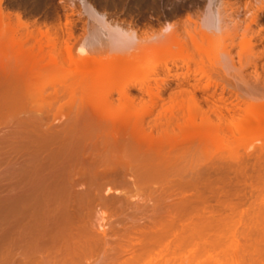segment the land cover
Instances as JSON below:
<instances>
[{"label": "rangeland", "instance_id": "obj_1", "mask_svg": "<svg viewBox=\"0 0 264 264\" xmlns=\"http://www.w3.org/2000/svg\"><path fill=\"white\" fill-rule=\"evenodd\" d=\"M68 1L70 2V0H4L3 7L6 11L20 13L25 21H29L30 23H32L31 28L37 26V24L58 25L60 23L61 25H63L66 21V16H68L69 20H72L74 24L76 23L73 30L74 36L76 37V39H78L80 38V35H83V30H86L83 28V26H86L87 28V17H84V15H82V13L80 12L81 8H79L78 2L76 1L74 2V4L76 5H74L73 7L76 11H74L73 13L72 10L67 7L69 4ZM88 1H91L90 3L93 4V6H95L96 8L98 5L99 7L101 5L100 8L102 9L100 11L110 13L111 17H115L118 20L123 18L127 20L130 19L129 21L132 20L133 22L138 23V20L136 21V19L138 18L137 15H133L134 17L132 15H120V11L122 12L124 10L123 12H126L127 8H124L120 4L116 5V2L120 3L119 0ZM125 1L129 2L130 0ZM125 1L123 0L122 2ZM255 1L256 0H242L241 3L236 4V0H231L232 4H234L232 5V8L235 9L232 10L231 8L229 13H231L233 17L236 18L233 21V25L231 23V26L227 28L228 33H234V35L232 34V37L225 39L226 43L224 42V44H227V50L221 49V44L219 45L218 40H214L215 35L214 37L212 35L213 38L209 41L201 40L199 38L197 41V44H199V46H195V44L189 42L188 44L184 43V47L183 45H181V48H179V46L175 47V49L172 47L173 49H171V51L173 53L171 51L168 52L172 53V55H163L160 58L161 60H156L158 63L152 61L153 63L149 62L142 64V67L140 66L143 69L147 68V70L150 68L151 64V67H153L154 63L159 64L161 62L160 64H162L164 62H167L171 66V59L175 60L173 58L176 57L178 58L176 59L178 64L189 62L194 69L197 60H203V62L206 63L205 67L208 66L210 62H216L217 60H220L222 63L225 62L226 65H216L215 69H217L218 72H216L215 74L214 72H212L213 78L222 85H231L233 93L228 88V90H225L223 94L227 100L228 106H231V101H234V103L240 101V107H243H241L242 111L240 110L241 115L235 116L234 122L232 123L234 125L230 126L231 130L229 128L227 130V127L223 125V127L220 129V126H218V120L214 114L212 115L213 123L209 125L210 127H206L207 130H211H206L208 134L206 131H204L206 132V134L203 131H200L205 130V126H200L201 128H199L198 124H196V133H193L195 131L193 125H191V127L193 128H191L189 125L188 128L190 129L181 130L176 123H173L172 127H169L168 129V135L172 137L177 136V141H179V143L181 141H184V143L186 144L185 145L183 143L186 148L181 144L182 146H178V151L175 150L172 153V156L175 155V158L178 159L176 161V164L178 166H174L177 168H172L171 170H174L173 172L169 170V172L161 173V175L155 174L158 175V178L154 177V175V178L152 177V175L151 177H148V175H146L148 179L145 177L144 180L140 182L141 184L138 183V181H140L139 178L137 182L135 181L138 175L136 176V174L134 175L133 172H130L135 171L134 169L136 168H134L133 170L126 168L125 170L127 171V173L125 172V170H121L123 172V175L120 174L119 171V173L115 172L116 175L113 173L115 171L114 169H116L117 171L121 163L124 164V166L125 164H127L130 168L133 167V165L130 166L128 162L130 161L129 159H135V157H133L135 153L131 152L129 149L131 148L130 145L132 144V142H135L136 140H154L155 142L156 140L157 142H159V140H162L163 142V140H165L166 143V140L168 142V140L170 139L169 137V139H164L162 137L164 134V132L162 131L163 129L154 130L153 137L151 139H148L146 137L147 132H150V127L149 125L145 124V122L152 121L156 115H152V117L148 119H146V117V120L144 119L142 125L139 124L141 120H136L137 115H142L143 113H145L146 109L145 107L141 106L140 101L141 97L145 98L144 100H147V96H143V94L141 95V92L137 90V88L132 87L131 93H133L132 95L136 97L135 102H133L132 105L129 103L130 105L128 104V106L117 105L115 108H111L110 110L111 113L113 111H117L118 116H125L129 114L131 117H133V120H131L128 125L124 127H118L116 129H106V127L102 126L104 124H102L101 121L99 122V119L91 115V113H93V104H97L96 102H98L99 98L98 100L96 99V101L91 100L89 102L82 98V91L92 82L90 78H88V73L86 71L87 69L82 67L75 68L73 66L68 67V65H66L67 57L64 55L60 57L58 55V61L56 62H59L60 64L56 66L55 64L53 65L50 60L51 58L49 57L50 55H48L50 49L47 48L48 43L43 44V46L45 47V53L48 51L46 55L50 59L47 58V56L43 58L41 52L39 53L37 46L39 44L37 43V41L32 39L26 40L25 38H23V35L25 34H22L21 32H23L24 30L22 31V29H18L19 32H17L16 27L13 26L14 24H11V26H9V24H7V19H0V200L12 199L13 197H15V194L17 195L20 192H24V190L26 189L28 190V179H26V182L20 183L21 181L20 179L18 181V178H21L20 174H22V172L24 171L22 169H27L31 166L32 163V169H30L32 170V172L34 169V172L36 174L38 173V176L35 177L37 179L33 177L36 181L39 179V177H41V175L45 176L44 179H47L46 175L48 172L49 176H52L56 179L53 183V180H51L52 177L50 178L48 176L53 183L52 184L48 179V182L51 183L50 187H52L53 185L59 186L60 184H62V186H60L62 187L61 191H59L60 187L59 189H56L57 186L53 187L54 190L52 191L54 193L56 192L55 195L51 190V192L47 190L46 187L48 183H42L44 181L43 177L39 179V182L41 184L38 181L36 182L34 179H32V186L37 187L36 189L41 193V195L45 194V199L47 197H50L51 199L49 198V200L51 201V203L53 202L54 205L53 207H51L52 204L47 200V198L46 200L47 202H49V208L46 207L47 205L43 200L41 201L40 197L42 196L38 195V192L35 205L37 204L36 206H39L41 211L37 208H35V210L41 212L39 214L38 211H36V214H39V219L41 214L44 215L43 210L45 209V205L48 210L45 209L44 211L49 212V210L52 209L53 212L57 210L58 213L61 214L60 216L57 212H54V216V213H51L50 215L47 212L45 213L46 215H49H47L48 217L45 216L47 218V221L52 220L54 217L56 218V215H59L58 217L61 218V222L65 220L63 229L66 228V225L70 226L68 227V229L62 230V228L60 227L62 223L58 224L56 222V220L60 221L57 219L58 217L56 219L54 218L56 223H54V219L52 222L48 221V227H51L52 232H56L55 228H58L57 225L61 224L59 226V231L61 235H63L62 237L59 234L57 235V233L59 232L58 231L56 232V238L53 237L54 234L51 231L50 232L52 233V237L49 236L51 234L49 230L46 231L48 228L46 226L47 221L44 220V222H46L45 225L44 222L42 223L41 221L45 219V217L40 219L41 223H38V221L34 222L33 219L37 216H34L35 214L30 212L28 214L29 210L25 211L26 213L21 218L11 217V220L16 221L13 222L8 220L9 222H7L6 224L7 226H9L10 224L15 226L12 227L10 225L9 228H13L11 232L15 229H17L18 231L16 230L14 231V234L12 232L9 236H7L8 232H10H6V229L8 227L4 226V228H6V231H3V233H5L4 235L1 234L2 229L4 228H0V238L2 237L1 240L4 239V245H1L2 247H0L2 249L4 246L6 247V245H8L1 251H4V249L6 251V249H8V255L11 254V257L7 259L8 261H11L12 256L15 257V255H17V257L15 258L18 259V256L21 255L20 253L23 252L27 254L28 251L27 255H22L26 257L28 256L32 261V258L37 255L36 258L38 259H36V261H39L40 264H76L80 259L82 261H78L77 264H131V262H134V264H151L155 253L153 254L152 258L148 254H145L146 256L141 255V259L139 258L140 260L138 261L137 258V262H135L136 260L130 261V258L133 255L132 252H135V254L136 252H138V250L140 249L139 245L143 243L142 241L147 240L148 237L146 238V235L149 234V231L150 233L152 231V233L155 232L156 234H161V232L159 233V231L155 230L157 228L159 229L160 227V229H163L162 227H166V225L169 223L171 226H169L168 224L167 228L164 227L165 235L167 233L171 235H166V237L164 236L165 238L163 237V239L165 240L162 239V243H166V245H164L168 246V248L170 245L173 246L174 244L177 249L178 245L184 247L188 246V248L186 247V249L193 248V251L198 248L201 253L198 254L197 257L199 258V261L201 263L234 264V250L237 249L240 256L239 264H264V141L252 140L254 139L253 137L261 135L264 138V106H257L255 103L257 102L258 104L262 105L263 102L261 100H264V14H262L260 20V23L263 27V29L261 28L262 32H260V34H256V36L254 34V37L251 38L254 31L260 30L261 26L259 24L253 23L251 24V29H247V25L250 22L251 16L257 9L256 5L254 6V3L257 4ZM100 2L102 3L100 4ZM104 3H106L105 5L107 6V9ZM109 4H114L111 5L113 8L109 7ZM257 5L260 6L261 4ZM99 7L97 9H100ZM103 8L106 10H104ZM109 9L111 10V12H109ZM235 10L237 11L235 12ZM113 11L115 12V14L119 12V15L113 14ZM172 18L175 19L174 17ZM173 19H171V17L169 18L170 21H172ZM161 25H163V23L158 25L156 24L153 27L155 28L156 26H158L155 28L157 29L160 28ZM79 26H82V28L79 29ZM146 26L147 25H143L141 27L145 28ZM14 28L16 31H13ZM13 33H15V35ZM76 35H79V37H77ZM245 35L247 38H251V42L254 43V47L252 46L251 49L248 46H246L247 48L242 46L244 41L247 40V38H245ZM257 35H261V37H263L259 38V36ZM23 39L26 40V42L23 41ZM44 40L45 39H43V41ZM72 40L74 41V39ZM213 40L215 43H213ZM76 41H79V39ZM212 43L214 44V46ZM223 50H225V52L229 51L228 55H230L229 57H226L224 61L223 59H219L223 58V53H219V51L223 52ZM73 52L75 53L74 55H77L75 50ZM214 53L216 54V56L213 55ZM253 54H256L257 57H254L255 55ZM168 55L171 56L168 58ZM63 57H65V61L62 60L64 59ZM255 58H257V66H255L254 64H248L249 61L250 63L253 62L252 60H255ZM163 59H165L166 61ZM120 67L121 69H123V66ZM124 67L125 69H127L126 66ZM205 67L204 69H211V71L213 70L211 66L206 68ZM185 71L186 70L181 67V69H179L177 72L180 73ZM173 73H175V71ZM258 74L259 76L257 77ZM160 75L162 76V74ZM257 78L259 80H257ZM132 80L133 79H131V81ZM206 80V78H202L201 83H205ZM131 81H118L119 83L115 82L114 85L115 87H117L118 85H120L121 87H126L131 83ZM171 82H173L171 88L166 90L163 95L165 102L169 101L170 92L175 91V81L173 80ZM192 82L194 81L192 80ZM151 84H154V82L152 81ZM71 86L73 90H71ZM219 87L220 86H218L216 90H213V88H211L214 91V94L211 92V89L205 91V93L209 91V93H212L213 96H209V93L205 94L204 91L202 93V91L200 92L198 90L199 92L196 91L197 98L203 100L208 96L211 99L212 96L213 98L211 100L216 99L215 101H217V99L222 96V87ZM113 91V99L115 102H118V90L114 88ZM235 91L237 92V95L234 96V94L236 93ZM238 93L242 96H239ZM236 96H239V99H236ZM248 101L251 102L249 103ZM204 102L205 101L203 100L202 105L203 109L206 110L209 108V104L207 105V102ZM243 102H245V104ZM252 104H255L253 105L254 107L252 106ZM247 106L248 108H250V111L249 109H247ZM256 106L258 107L257 111H259L261 114L256 113L257 111L256 109H254L256 108ZM160 108L161 107H155L153 109L154 114H158V110H160ZM259 108L262 110H260ZM189 110L192 113H195V111L197 112V109L193 106H190ZM244 114L247 115L245 116ZM258 114H260L261 117ZM243 130L246 131V134ZM251 131L257 132L251 134ZM202 132L203 135H201ZM191 134L194 135V139L193 137H191ZM204 134L206 135V138L204 137ZM184 135H188L186 137H189V135H191V140L193 139L196 142H194L193 140H181ZM204 139L205 141L203 142ZM177 141L175 140V142L171 144H174ZM197 141H201V143H198V145H196ZM165 143L161 144L164 148L166 146ZM187 143L190 146H187ZM207 144H212V149L211 147H209L210 145L208 146ZM167 145L168 146H166L165 148L167 151L163 150L162 153H167L168 151H170L168 148L169 143ZM208 148L210 153L207 152ZM177 155H179L180 157ZM183 158L184 160H182ZM51 162H55V164H50ZM37 163H39L40 165L43 164V170H45L46 166L47 168L49 166H51V168L55 166L56 170L52 168L53 171L49 167V169L51 170L50 173L55 171H57L56 173L60 172V177L53 176L52 173V175H50L49 171H43L39 173L38 171H40L42 167L39 168L40 165ZM36 164L38 165V167L35 169L34 167H36ZM120 167L119 169H122ZM38 168L39 170L36 171ZM110 168L113 170V172ZM199 168L201 169L199 170ZM178 169L180 170L178 171ZM197 171H201V173H198ZM196 172L198 173V176L196 175ZM28 173L30 175L31 171L29 170ZM41 173H44V175ZM56 173H54V175ZM36 174H33V176ZM180 175L183 176V178L185 177V179H182ZM200 178L203 180H201ZM41 179H43V181H40ZM55 181L57 182V184ZM58 181L60 184H58ZM22 184L24 185V187H26L24 188L22 186V188ZM44 184L46 185V187ZM39 186L42 187L40 188ZM38 187L40 189H38ZM59 197L61 198L59 199ZM67 201H69V208L66 204ZM70 204L74 207H72ZM233 205L235 206V208ZM41 207L44 209L42 210ZM54 207L57 208L55 209ZM217 207H219V209H217ZM220 208L222 209L221 214L224 213L223 215H225L226 218L232 216L230 219H225V222H227L226 220H230L229 222H227L228 226H230L229 228L223 221L224 219H222L224 216H220L221 214H219L221 210ZM223 208L225 209L224 212ZM231 208L234 210H232ZM212 209L214 211L216 210V214L215 212L212 213L213 215H215L213 216L214 218H212L215 219L216 216L220 217L213 221H219V223L217 222L216 224H212V222L210 223L209 220L206 219L210 216ZM32 211L34 212L33 209ZM208 211H210V213H208ZM231 211H233L234 213H231ZM261 213H263V215ZM30 214H32V216L29 217ZM256 214H260L259 216L263 217H257V220L259 218L261 219V221L259 220L261 224H259L260 222L256 220ZM204 215L205 218L203 217ZM29 218H31L30 220L32 221H30ZM29 221L30 224L31 222L36 223V226L33 229L34 231L32 229L31 231L30 229H28V227H30L28 226ZM246 221L247 226H245ZM50 223L54 226L56 224L57 225L54 227L50 225ZM40 224L42 226L44 225V228H42ZM188 225L190 228L195 226L194 229L197 226L199 230H201V228H205L204 232L207 231V229L208 231L211 229L212 233H210V231L208 233L209 236H211L212 234L218 236L217 233L219 234V232L222 231V233H225L224 238L222 237L224 240L218 237V239L221 240V243L218 241V243H220V245L217 244L219 245V247L217 246V248L216 246H214V248L213 246H211V243H214L217 237L213 235L211 237H215V239H210H213L214 242H211L210 245L209 243H207L206 248H203V246H205V238L202 239L204 242H201V240H199V242L198 239L196 241V238H199V235L198 237H196V235L194 238L195 240L193 241L192 235H194L196 232L195 230H192L193 228L190 229ZM21 226L23 229L20 228L21 232H19V227ZM24 226H26V228ZM33 226L30 228H33ZM198 226H200V228ZM219 227H221L220 231H218ZM24 228L26 229L25 232ZM35 228H39L38 231H40L38 233L42 232L40 234L44 233L46 235H44V240H42V238L37 239L33 237L35 234L38 235V233H35L34 235L32 234L33 232H35ZM45 228L46 230H44ZM60 229L63 232H66L67 230L66 233L68 235L71 234L74 239H68V235H66V233H62ZM168 229L170 232L167 231ZM212 229L218 230H214V232ZM189 230H192V232L194 231L193 234L192 232L187 233ZM17 232L21 234L20 235L18 233V237L21 236L20 241L19 238H15L17 237ZM22 232H24V234ZM28 233H31L33 235V238L30 237L31 234L28 235ZM12 234L13 236H16L13 237ZM232 234H234V238H238L234 239L232 237ZM71 236L69 235V237ZM9 237L11 241L6 240ZM50 237L52 239L54 238L55 244L52 242V239L50 240ZM200 237L202 238V235H200ZM86 238L89 240V242H91L92 239L94 240L91 242L93 246L88 242V240H86ZM35 239L39 241L42 240L43 242H38ZM177 240H180L178 245L176 244ZM206 240H208L209 242L211 241L209 240V238ZM222 240L226 244H224ZM68 241L69 244L67 243ZM181 241L182 243L184 242V244H182ZM236 241L239 242L237 243ZM36 242H38V244ZM171 242L173 243V245ZM194 242L196 245H199L192 247ZM230 242L234 247V250L228 248L230 246ZM0 243H2V241H0ZM51 243L54 244V246ZM23 245L24 248H22ZM164 245H161L163 253H167L169 252V250L174 248L173 246L168 250V248L166 247L167 251H165ZM8 247L10 248V250ZM22 249L24 250L22 251ZM202 249L203 251H201ZM228 249H230V253L228 252ZM5 251L4 253H6L7 255V251ZM19 251L21 252L19 253ZM32 251L33 255L35 254V256L33 257H31ZM37 251H39V254L36 253ZM139 251H141V249ZM204 251H208L207 253L212 257H217V255H219V257H217L219 259L216 258L217 260H219V262L215 261V257L213 259L212 257H209L212 259L209 260L207 253L202 254V252ZM130 253L132 254L131 256L129 255ZM3 254L1 253L0 259ZM56 254H58V256ZM77 254L79 255L77 256ZM8 255L6 256V258L8 257ZM22 255L20 257H22ZM28 257L26 259H28ZM4 258H2L1 260H4L5 262L6 258ZM95 259L97 262L95 261ZM104 259L108 261H105ZM18 260H15L16 264L23 261V259H21L20 261V258ZM36 261L34 262L36 263ZM2 263L0 262V264ZM15 263L13 262V264ZM36 264H38V262Z\"/></svg>", "mask_w": 264, "mask_h": 264}, {"label": "bare ground", "instance_id": "obj_2", "mask_svg": "<svg viewBox=\"0 0 264 264\" xmlns=\"http://www.w3.org/2000/svg\"><path fill=\"white\" fill-rule=\"evenodd\" d=\"M62 1V0H61ZM78 2V5H79V8H81V13H82V15H84V17L86 16L87 17V20H86V18H85V20L86 21H88L87 23H86V25H87V28H86V26L84 27V29H86V30H83V35L81 36L80 34V38H78L79 39V41H76V40H78V39H76V37L74 36V27H75V24H74V22L72 21V20H69V18H68V16H66L67 18H66V21H65V23L63 24V25H61L60 23L58 24V25H41V24H37V26H35V27H33V28H31L32 27V23H30L29 21H25L23 18H22V15L20 14V13H17V12H13V11H6L5 10V8L3 7V2H4V0H0V19H4L5 18V20L7 19V24H9V26H11V24L13 25V26H15L16 27V30H17V32H19L18 31V29H22V31L23 32H25V33H23V32H21L22 34H25V35H23V38H25L26 40H30V39H32V40H35V41H37V43L39 44V45H37L38 46V50H39V53L41 52V54H42V57L43 58H45L47 55V53H48V51L45 53V47L43 46V44H47L48 45V49H49V54L48 55H50L49 57L51 58H49L48 56H47V58H49L50 60H51V63H53V65L55 64V66L56 65H59L60 63L59 62H56V61H58L57 59V56L59 55V57L60 56H66L67 58V63H66V65H68V67L69 66H73V67H75V68H85V69H87L86 71H87V75H88V78H90V80L92 81L91 83H90V85H88V86H86L85 88H84V90L82 91L83 93H82V98L83 99H85V100H87L88 102L89 101H91V100H95L96 101V99L98 100V98H99V100H98V102H96L97 104H93V113H91V115L93 116V117H96L97 119H99V122L101 121V123L102 124H104V125H102L103 127H106V129H116V128H118V127H124V126H126V125H128V123L131 121V120H133V117H131L129 114H127V115H125V116H118L117 115V111L116 112H112L111 113V108H115L117 105H120V106H128V104L130 103L131 105H132V103L133 102H135V100H136V97L134 96V95H132L133 93H131V88L132 87H134V88H137V90H139L140 92H141V95L143 94V96H147V100H144L145 98H143V97H141V101H140V104H141V106L142 107H145V113H143L142 115H137L136 116V120L138 121V120H141L140 122H139V124H143V122H144V119L146 118V119H148V118H150V117H152V115L153 116H155V120L153 119L152 121H147V122H145V124H147V125H149V127H150V132H147V134H146V137L149 139H151L152 137H153V131L154 130H156V129H163L162 131L164 132V134H163V138L164 139H169L168 140V142H167V140H166V143H165V140H163V142L166 144V146H168L167 144L169 143V150L170 151H168L167 153H162L163 152V150L164 151H167L165 148H166V146H165V148L163 147V145H161V144H164L163 142H162V140H159V142H161V143H159V142H157V140H156V142L154 141V140H136L135 142H132V144L130 145V147L131 148H129L130 149V151L131 152H133V153H135L134 155H133V157H135V159H129L130 161H128L129 162V165L131 166V165H133V167L132 168H130L127 164H125V166H124V164H120V168H122V169H119V167H118V169H117V171H116V169H114L115 171H114V173L113 174H115V172L116 173H119L120 172V174H122L123 175V172L122 171H124L126 168H128V169H131V170H133L134 168H136V169H134L135 171H130V172H133V174L135 175L136 174V176H137V179H136V176H135V181L137 182L138 181V178H139V180L140 181H138V183H140L142 180H144V178L146 177L147 178V176L146 175H148V177H151V175H152V177H153V175H154V177H157L158 175H161V173H166V172H169V170H171L172 168L174 169V168H177V167H174L175 165L176 166H178L176 163V161L178 160L177 158H175V155L174 156H172V153H173V151H178V149H179V147L180 146H182L183 145V143H184V141H181L180 143H179V141H177L178 140V138H177V136H169L168 135V129H169V127H172V125H173V123H176L177 125H178V127L181 129V130H188V129H190V128H188V126L190 125V127H191V125H193L194 126V128H195V125L196 124H198V127L199 128H201L200 126H205V130H200V131H206L207 129H206V127L208 126V127H210L209 125H211L213 122V118H212V115L214 114L215 115V117L217 118V120H218V123L220 124H218V126H220V129L223 127V126H226L225 128L228 130V128L231 130V127L230 126H232V125H234V124H232L233 122H234V118H235V116L236 115H241L240 113H241V109L243 108L242 106V108L240 107V105H241V102L239 101V102H237V103H234V101H231L230 102V105L231 106H228L227 105V100H226V98H225V96L223 95L224 94V91L225 90H228V88H229V90L232 92V87H231V85L230 84H225V85H222V84H220L217 80H214V78H213V73L212 72H214V74L216 73V72H218V70L217 69H215L216 68V65H221V64H223V65H226V63L225 62H221L220 60H217L216 62H210V64L208 65V66H206V67H209V66H211V68L213 69L212 71H211V69H204V67H205V65H206V63L205 62H203V60H197L196 61V65H195V68L193 69V67H192V65L189 63V62H185L184 64H178V62L176 61V59H178V58H173V59H175V60H172L171 59V61H172V64H171V66L167 63V62H164V63H162V64H156V63H158L157 61H159L158 59H160L163 55L165 56L166 54H171L172 55V51H171V49H175V47H178L179 46V48H181L180 46L181 45H183V47L185 46V44H188L189 42L190 43H192V44H195V46H199V44H197V41H198V39L200 38L201 40H207V41H209V40H211L213 37H214V35H215V38H216V36H217V38L215 39L214 38V40H218V43H219V45L221 46L220 48L221 49H225V50H227V48H228V46H227V44H224V42L226 43V41H225V39H227V38H229V37H232V34L234 35V33H228V27L229 26H231V23H232V25H233V21H234V19L236 18V17H233V15L231 14V13H229V11H230V9L232 8V4L230 3V2H228V1H226V0H206L202 5H204L203 7L201 6V8H199V10L196 12V13H189V11L191 10V7H189L190 9L188 10L186 7H188L187 6V4H186V6H185V3H183L184 1H187V0H130L129 2H126L125 0V2H122L123 0H119V2L120 3H118V2H116L117 4L116 5H118V4H120L121 6H123L124 8H127L126 9V11L128 12H135V13H137L136 11H138V12H140L139 14H141V12L142 11H145L146 10V12H150V11H154V12H160L161 10H165L166 11V9L168 10H171L170 12L172 13V15L171 16H169V17H167L169 14H167L165 17V19H166V21L163 23V25H161V27L160 28H157V29H155L156 27H158V26H156L155 28L153 27V25L155 24H153V25H151L150 26V23L146 26L147 28L146 29H144V30H142V29H140L139 27H137L138 26V24L137 25H135L133 22H128L130 19H126V21L125 20H122V19H120V20H118V19H116L115 17H111V15H110V13H108V12H105V11H100L102 8H100L101 7V5H100V7H99V5L97 6V8L99 7L100 9H97L95 6H93V4H91L88 0H70V2H69V4H68V6L67 7H69L71 10H72V12L74 13V11H76V10H74L75 8H73L74 7V5H76V4H74V2ZM105 1V0H104ZM114 1V0H113ZM112 1V2H113ZM118 1V0H117ZM191 1V0H190ZM67 2V3H68ZM97 2V1H96ZM99 2V1H98ZM122 2V3H121ZM189 2V1H188ZM257 4H261L260 6H258L257 4H255L254 3V6L256 5V11L253 13V15L251 16V19H250V22L248 23V25H247V29H251V24H253V23H255V24H259L261 27H260V30H257V31H254L253 32V34H252V36H251V38H253L254 37V34H255V36H256V34H260V32H262V29H263V27H262V25H261V15H262V13H264V0H256L255 1ZM102 2H100V4H101ZM107 3V2H106ZM106 3H104V5L106 4ZM252 3V2H251ZM182 4H184V6H182ZM200 4V3H199ZM198 4V5H199ZM108 5V4H107ZM110 6L109 7H112L111 5H114V4H109ZM115 5V6H116ZM191 5V4H190ZM198 5H197V7H198ZM234 5V4H233ZM236 5V4H235ZM247 5V4H246ZM245 5V6H246ZM106 6V5H105ZM258 6V7H257ZM6 7V6H5ZM119 7V6H118ZM182 7H184L186 10H188V13L186 14V13H183L182 12V10H181V8ZM199 7H200V5H199ZM113 8V7H112ZM114 8H116V7H114ZM124 8H122V9H124ZM240 8V7H239ZM104 9V8H103ZM106 9H107V6H106ZM106 9H104V10H106ZM121 9V8H120ZM119 9V10H120ZM185 9H184V11H185ZM233 9H235V8H232V10ZM110 10V9H109ZM108 10V11H109ZM116 10V9H115ZM239 10V9H238ZM124 11V10H123ZM181 11V12H180ZM194 11V10H193ZM237 10H235V12H236ZM109 12H111V10L109 11ZM114 12V11H113ZM112 12V13H113ZM121 12V11H120ZM125 13L124 15H126V14H128V13ZM164 11H162V13H163ZM167 12V11H166ZM169 12V11H168ZM187 12V11H186ZM195 12V11H194ZM76 13V12H75ZM119 13V12H118ZM118 13H116L117 15H119ZM145 13V12H144ZM144 13H142V15L144 14ZM161 13V14H162ZM179 13H182V14H185L184 16V18L179 14ZM77 14V13H76ZM113 14H115V12L113 13ZM112 14V15H113ZM115 14V15H116ZM122 14H123V12H122ZM155 14V13H154ZM68 15V14H67ZM81 15V14H80ZM114 15V16H115ZM120 15H121V13H120ZM156 15V14H155ZM158 15H159V13H158ZM165 15V14H164ZM130 16V15H129ZM133 16V15H132ZM136 16V15H135ZM161 16V15H160ZM163 16V15H162ZM119 17V16H118ZM134 17V16H133ZM147 17V16H146ZM149 17H151L152 18V16H149ZM159 17V16H158ZM157 17V18H158ZM171 17V19H173L172 17H174L175 19H173L172 21H170L169 20V18ZM115 18V19H114ZM142 18V17H141ZM162 18V17H161ZM124 19V18H123ZM145 19V18H144ZM155 19V18H154ZM164 19V20H165ZM151 20V19H150ZM149 20V21H150ZM158 20V19H157ZM161 20V19H160ZM163 20V19H162ZM169 20V21H168ZM147 21V20H146ZM237 21V20H236ZM151 22V21H150ZM158 22V21H157ZM156 22V23H157ZM161 22H163V21H161ZM153 23V22H152ZM160 23V22H159ZM159 23H157V25L159 24ZM34 24V23H33ZM85 24V23H84ZM161 24V23H160ZM236 24V23H235ZM235 24H234V26H235ZM140 25V24H139ZM232 28V27H231ZM231 28H230V30H231ZM262 28V29H261ZM15 30V28L13 29V31H16ZM21 31V30H20ZM264 31V30H263ZM17 32H15V33H17ZM235 32V31H234ZM15 33H13L14 35H15ZM236 34V33H235ZM246 34V33H245ZM212 35H213V37H212ZM247 35V34H246ZM246 35H245V38H247L246 37ZM25 36V37H24ZM77 36V35H76ZM257 36H259V35H257ZM78 37V36H77ZM263 37V36H262ZM261 37V35L259 36V38H262ZM251 38H247V40L246 41H244V43H243V45H242V43H241V45L243 46V47H246V46H248L250 49H251V47L253 46L254 47V43L253 42H251ZM16 39V38H15ZM21 39H22V35H21ZM43 39H45L44 41H43ZM72 39H74V41L72 40ZM26 40H24L23 39V41H25L26 42ZM214 40H213V43H215L214 42ZM21 42H22V40H21ZM42 42V43H41ZM78 42V43H77ZM243 42V41H242ZM185 43V44H184ZM212 43V44H213ZM22 44V43H21ZM42 44V45H41ZM217 44V43H216ZM245 44V45H244ZM218 45V44H217ZM216 45V46H217ZM218 45V46H219ZM34 46V45H33ZM194 46V45H193ZM213 46H214V44H213ZM225 46H227V47H224ZM173 47V48H172ZM37 48V47H36ZM196 48H198V47H196ZM217 48V47H216ZM219 48V49H220ZM247 48V47H246ZM35 49V48H34ZM33 49V50H34ZM220 49V50H221ZM76 51V53H77V55H74L75 53L73 52V51ZM225 50H223V52L222 51H219V53H223V58H219V59H223V61H224V59L226 58V57H229L230 55H228V52L229 51H226L227 52V54H226V52H225ZM172 52V53H168V52ZM37 52V51H36ZM215 52V51H214ZM218 52V51H217ZM38 53V54H39ZM53 53V54H52ZM218 54V53H217ZM171 55H168V58L171 56ZM214 56H216V54L214 53L213 54ZM253 55H255L254 57H257V55L256 54H253ZM64 59H62V60H64L65 61V57H63ZM215 58H217V57H215ZM180 59V58H179ZM256 59L257 58H255V60L253 59L252 61L253 62H251L250 63V61L248 62V64H254L255 66H257L256 65V63H257V61H256ZM157 60V61H156ZM161 60V59H160ZM163 60H165V59H163ZM152 61H154V62H156V63H154V65H153V67H151L152 66V64H151V66H150V68L147 70V68L146 69H143V68H141L142 66V64H145V63H149V62H151V63H153ZM166 61V60H165ZM226 61V60H225ZM227 62V61H226ZM58 63V64H57ZM228 63V62H227ZM156 64V65H155ZM149 65V64H148ZM120 66H123L122 68L123 69H121V67ZM124 66H126V68L127 69H125V67ZM141 66V67H140ZM119 67H120V69H119ZM145 67H147V66H145ZM181 67H183L186 71L185 72H180V73H178L177 71L179 70V69H181ZM205 67V68H206ZM141 68V69H140ZM256 68V67H255ZM125 69V70H124ZM143 69V70H142ZM207 70H209V71H207ZM175 71V73H173ZM257 73V72H256ZM160 74H162V76L160 75ZM259 76V74L257 75V77ZM133 79L132 81H131V79ZM202 78H206L207 80H206V82L205 83H201V81H202ZM127 80H129V81H131V83L129 84V85H127L126 87H121L120 85H118L117 87H115V85H114V83L115 82H123V81H125V82H127ZM175 81V86H174V89H175V91H171L170 92V95H169V101H167V102H165V99H164V92L166 91V90H168V89H170L171 88V86H172V83L173 82H171V81ZM192 80L194 81V82H192ZM257 80H259L258 78H257ZM152 81L154 82V84H151L152 83ZM118 82V83H119ZM117 84V83H116ZM114 85V86H113ZM222 85V86H221ZM218 86H220V87H222V91H221V95L222 96H220L219 97V99H217V101H215L216 99H213V100H211L213 97V90H216L217 88H218ZM249 86V85H248ZM187 87V88H186ZM219 87V88H220ZM250 87V86H249ZM114 88H116L118 91V97H117V101L118 102H115L114 101V99H113V90H114ZM211 88H213V90L211 89ZM235 88H237V87H235ZM173 89V90H174ZM209 89H211L212 91V93L210 94L209 93V91L208 92H206V93H209V96L210 95H212L211 96V99H210V97H205V99H203L205 102H207V105L209 104V108L208 109H203V105H202V102H203V100H201V99H198L197 98V95H196V91H202V93H203V91H204V93H205V91H207V90H209ZM71 90H73L72 89V86H71ZM198 91V92H199ZM234 91V90H233ZM216 92V91H215ZM230 92V93H231ZM236 92V91H235ZM205 93V94H206ZM233 93V92H232ZM248 93V92H247ZM216 94V93H215ZM218 94V93H217ZM235 95H237V92L234 94V96ZM238 95H239V93H238ZM241 95V94H240ZM239 95V96H240ZM239 96H236L237 98L236 99H239ZM242 96V95H241ZM246 98V97H245ZM251 98V97H250ZM240 99H241V97H240ZM248 99V98H247ZM252 99H253V97H252ZM168 100V99H167ZM202 102H201V101ZM231 100V99H230ZM251 100V99H250ZM238 101V100H237ZM241 101H242V99H241ZM245 101V100H244ZM247 101V100H246ZM253 101H254V99H253ZM258 101V100H257ZM262 102H263V104L261 105V104H258L257 102H255L256 103V105L258 106V105H260V106H264V100H261ZM204 102V103H205ZM249 102V101H248ZM251 102V101H250ZM249 102V103H250ZM244 104H245V102H243ZM260 103V102H259ZM129 104V105H130ZM211 104V105H210ZM253 105H255V104H252V106ZM190 106H193V107H195L196 109H197V112L195 111V113H192V112H190V110H189V107ZM246 106V105H245ZM256 106V108H254V109H256V111L258 110V107ZM158 108V107H161L160 108V110H158V114H154V111H153V109L154 108ZM254 107V106H253ZM252 107V108H253ZM247 109H249V111H250V108H248V106H247ZM260 109V108H259ZM110 110V111H109ZM241 110V111H240ZM244 110V109H243ZM260 110H262V109H260ZM246 112V111H245ZM116 113V114H115ZM256 113H260L259 111H257ZM261 114V113H260ZM260 114H258L260 117H261V115ZM245 115V114H244ZM247 115V114H246ZM245 115V116H246ZM244 116V117H245ZM252 116V115H251ZM254 116V115H253ZM242 117V116H241ZM255 117V116H254ZM145 119V120H146ZM198 119H199V122H198ZM138 123V122H137ZM152 123V124H151ZM151 124V125H150ZM223 125V126H222ZM212 127V126H211ZM187 128V129H186ZM191 128H193V127H191ZM219 128V127H218ZM195 131L193 132V133H196V128L194 129ZM245 130H246V128H245ZM245 130H243V131H245ZM199 131V132H200ZM207 131H211L210 129L209 130H207ZM206 131V132H207ZM203 132H202V134L201 135H203ZM206 132H204L205 134H206ZM252 132V131H251ZM250 132V133H251ZM254 132H257V131H254ZM254 132H252L251 134H254ZM259 132V131H258ZM260 133V132H259ZM204 134V135H205ZM207 134H208V132H207ZM244 134V133H243ZM245 134H246V131H245ZM192 135V134H191ZM191 135H189V137L191 136ZM248 135V134H247ZM186 136H188V135H186ZM185 135L183 136V138L181 139V140H191V137H193L194 135H192L190 138L189 137H186ZM196 136V135H195ZM166 137V138H165ZM169 137V138H168ZM182 137V136H181ZM199 137V136H198ZM202 137V136H201ZM205 138H206V135L204 136ZM203 138V137H202ZM210 138V137H209ZM247 138V137H246ZM254 139H252V140H259V141H264L263 139V137H262V135L261 136H257V137H253ZM172 139H173V141H172ZM193 139H194V137H193ZM192 139V140H193ZM198 139V138H197ZM200 139V138H199ZM175 140L177 141L176 143H174V144H171V143H173V142H175ZM191 140V141H192ZM196 140V139H195ZM201 140V139H200ZM194 141V140H193ZM205 141V139L203 140V142ZM207 141V140H206ZM185 142H187V141H185ZM190 142V141H189ZM194 142H196V141H194ZM198 143H201V141H197V144L196 145H198ZM208 143V142H207ZM211 143V142H210ZM182 144V145H181ZM185 144V143H184ZM188 144V143H187ZM192 144V143H191ZM186 145V144H185ZM195 145V144H194ZM193 145V146H194ZM209 147H211V149H212V144H207ZM179 146V147H178ZM184 146V145H183ZM187 146H190L189 144L187 145ZM192 146V145H191ZM207 146V147H208ZM185 147V146H184ZM196 147V146H195ZM194 147V148H195ZM167 148V149H168ZM186 148V147H185ZM192 148V147H191ZM193 148V149H194ZM211 149H210V151H211ZM183 150H184V148H183ZM186 150V149H185ZM125 152V151H124ZM189 152V151H188ZM207 152H209V148H208V150H207ZM210 153V152H209ZM174 154H175V152H174ZM186 154V153H185ZM212 154V153H211ZM184 155V154H183ZM197 155V154H196ZM200 155V154H199ZM177 156H179V155H177ZM185 156V155H184ZM180 157V156H179ZM178 157V158H179ZM182 160H184V158L182 159ZM191 161V160H190ZM193 161V160H192ZM130 162H131V164H130ZM55 164V162H51L50 164ZM200 163V162H199ZM37 164H39V163H37ZM36 164V167H34L35 169L38 167V165ZM135 164V165H134ZM33 164L31 163V166H32ZM40 165V164H39ZM48 165V164H47ZM127 165V166H126ZM190 165V164H189ZM31 166L30 167H28L29 168V170L31 171V173H30V175H29V170H28V168H27V166H26V168L27 169H22V170H24L23 172H22V174H20V176H21V178H18V181H19V179H20V183H22V182H26V179H28L27 180V185H29V188H28V190L26 191V190H24V192H20V193H18L17 195L15 194H13L15 197H11L12 199H7V198H5V199H7V200H0V228L2 227V228H4V226H6V227H8L7 229L6 228H4V229H2V232H1V234H5V233H3V231H6V232H8V231H10V232H8V234H7V236H9L10 235V233H12L13 232V234H14V231H16L17 229H15L14 231H12L11 232V230H13V228L11 229V228H9L10 227V225L9 226H7V222H9L8 220H10V221H13V220H11L10 218L11 217H16V218H21V217H23V215L26 213L25 211H28V214H29V212L30 213H34L35 215L34 216H37V217H33L34 219V222H36V221H38V223L40 222L41 223V221H42V223L44 222V220H46L47 221V218L45 217V216H47L45 213H47L48 211H44L45 209L46 210H48L46 207H48L49 206V202H47V200L48 201H50L49 200V198L50 197H47L46 199H45V194H42L41 195V193L39 192V191H37V187H34V186H32V183H33V180L32 179H34L36 176H38V173L36 174L35 172H34V169H33V172H32V168H31ZM43 166V164L42 165H40L39 166V168L40 167H42ZM53 166V165H52ZM123 166V167H122ZM135 166V167H134ZM44 167H45V164H44ZM50 167V169L53 171V169H55V166L54 167H52L51 168V166H49ZM49 167L47 168V166H46V168H45V170H43L44 168L42 167L41 169H42V171H41V169H40V171H38L39 170V168L36 170V171H38L39 173L40 172H43V171H49V173H50V169H49ZM201 167H203V166H201ZM31 168V169H30ZM124 168V169H123ZM181 168V167H180ZM47 169V170H46ZM111 169V168H110ZM127 169V170H128ZM185 169V168H184ZM187 169V168H186ZM201 168H199V170H200ZM28 170V171H27ZM56 170V169H55ZM112 170V169H111ZM110 170V171H111ZM122 170V171H121ZM180 169H178V171H179ZM119 171V172H118ZM174 171V170H173ZM172 170H171V172H173ZM175 171H177V170H175ZM44 172V173H45ZM57 171H55V172H51L52 174H53V176H59V173H56ZM112 172H113V170H112ZM125 172L127 173V171L125 170ZM125 172H124V174H125ZM198 173H201V171H197ZM196 172V173H197ZM26 173H28V174H26ZM36 174V175H34L33 176V174ZM44 173H41V174H43L44 175ZM50 173V175H52ZM54 173H56L55 175H54ZM111 173V172H110ZM181 173V172H180ZM179 173V174H180ZM189 173V172H188ZM198 173L196 174L197 176H198ZM46 174V173H45ZM58 174V175H57ZM62 174V173H61ZM155 174H158V175H155ZM175 174V173H174ZM190 174V173H189ZM188 174V175H189ZM116 175V174H115ZM118 175V174H117ZM139 175H140V177H139ZM150 175V176H149ZM170 175V174H169ZM183 175V174H182ZM191 175H192V173H191ZM191 175H190V177H191ZM195 175V176H196ZM40 176V175H39ZM47 177V179H44V177L45 176H42L41 175V177H39V179L40 178H42L43 177V179H44V181H43V179H41L40 181H43L42 183H44V182H46V184H47V187H46V185H45V187L47 188V190H54L53 189V187L54 186H57V188L56 189H59V187L60 186H62V184H60L59 183V181H58V184H60L59 186L58 185H51L52 187H50V184L52 183V181L51 180H53V183H54V180H56L55 178H53L52 176H49L48 175V172H47V175H46ZM52 177V179L50 180V178ZM163 176V175H162ZM181 176V175H180ZM34 177V178H33ZM60 177V176H59ZM62 177V176H61ZM153 177V178H154ZM182 177V179H185V177L183 178V176H181ZM158 178V177H157ZM188 178V177H187ZM35 179H37V178H35ZM34 179V180H35ZM39 179L37 180L38 182H39ZM51 181V183L50 182H48L49 180ZM61 179H63V178H61ZM148 179V178H147ZM189 179V178H188ZM201 179V178H200ZM46 180V181H45ZM152 180H154V179H152ZM201 180H203V179H201ZM36 181V180H35ZM36 181V182H37ZM198 181V180H197ZM56 182V181H55ZM135 182V183H136ZM40 183V182H39ZM52 183V184H53ZM158 183V182H157ZM25 184V183H24ZM41 184V183H40ZM56 184H57V182H56ZM141 184V183H140ZM14 185V184H13ZM44 185H43V187H44ZM24 187V185L22 184L21 185V187ZM50 187V189H49V187ZM22 187V188H23ZM26 187V186H25ZM24 187V188H25ZM40 187V186H39ZM38 187V189H40ZM61 188L62 187H60V190L59 191H61ZM14 189V188H13ZM16 189V188H15ZM26 191V192H25ZM50 191V192H51ZM58 191V190H57ZM40 194H39V193ZM53 192V191H52ZM37 193H38V195H41L42 197H40L41 198V201L43 200L44 201V203L47 205L46 207H45V205H44V208H42V210H43V213H44V215L43 214H41L40 215V219H42V218H44L45 217V219H43V220H41L40 221V219H39V214L41 213V212H39L38 210H35V208H37V209H39L40 210V207L39 206H36L35 205V203H36V197H37ZM54 193V192H53ZM55 195H56V192L54 193ZM60 194V193H59ZM261 194H263V193H261ZM43 196H44V198H43ZM132 197V196H131ZM263 197H264V195H263ZM10 198V197H9ZM61 197H59V199H60ZM51 199V198H50ZM65 200V199H64ZM140 200V199H139ZM138 200V201H139ZM259 201V200H258ZM47 202V203H46ZM43 203V202H42ZM50 203H51V201H50ZM54 203H55V200H54ZM68 203H69V201H67V207L69 206L68 205ZM71 203V202H70ZM52 204V206L51 207H53L54 205H53V202L51 203ZM50 204V205H51ZM76 204V203H75ZM137 204V203H136ZM56 205V204H55ZM71 205V204H70ZM74 205V204H73ZM36 206V207H35ZM65 206V205H64ZM72 206V205H71ZM227 206V205H226ZM234 206V205H233ZM39 207V208H38ZM66 207V208H67ZM70 207V206H69ZM68 207V208H69ZM72 207H74V206H72ZM138 207V206H137ZM262 207V206H261ZM31 208V209H30ZM49 208V207H48ZM55 208V207H54ZM53 208V209H54ZM57 208V207H56ZM55 208V209H56ZM234 208H235V206H234ZM32 209L34 210V212L32 211ZM217 209H219V207H217ZM221 209V208H220ZM224 209V208H223ZM227 209V208H226ZM232 209V208H231ZM31 210V211H30ZM52 210V209H51ZM51 210H49V214L51 215V213H54V212H57L58 213V211L56 210V211H54L53 212V210L51 211ZM228 210V209H227ZM226 210V211H227ZM232 210H234V209H232ZM36 211H38V215L36 214L37 212ZM41 211V210H40ZM216 211V210H215ZM213 209H212V211H211V214L213 213V212H215ZM225 211V209L223 210V212ZM236 211V210H235ZM263 211V210H262ZM72 212H73V210H72ZM71 212V213H72ZM221 212H222V209L220 210V213L219 214H221ZM233 211H231V213H232ZM56 213V214H57ZM208 213H210V211H208ZM230 213V212H229ZM234 213V212H233ZM27 214V215H28ZM59 214V213H58ZM205 214V213H204ZM210 214V216L208 217V218H206V219H208L209 220V222L211 223L212 222V224H216L217 222L219 223V221H217V222H214L213 220H215V219H218V218H220V217H217L216 216V218L215 219H213L214 217L213 216H215V215H211ZM215 214H216V212H215ZM224 213H222L220 216H224L222 219H224L223 221L225 222V219H230L231 217H225V215H223ZM228 214V213H227ZM245 214V213H244ZM262 215H263V213H261ZM60 216H61V214H59ZM59 215H56V218L59 216ZM217 215H218V213H217ZM229 215V214H228ZM231 215V214H230ZM250 215H252V214H250ZM257 215V214H256ZM260 215V214H259ZM259 215H257L256 216V220H257V217L259 216ZM30 216H32V214H30L29 215V217ZM49 216V215H48ZM47 216V217H48ZM54 216H55V213H54ZM26 217H28V216H26ZM51 217V216H50ZM49 217V218H50ZM200 217V216H199ZM202 217V216H201ZM204 218H205V215L203 216ZM202 217V218H203ZM207 217V216H206ZM213 217V218H212ZM244 217H245V215H244ZM251 217V216H250ZM249 217V218H250ZM259 217H261V216H259ZM264 217V216H263ZM263 217H261V218H263ZM25 218V217H24ZM53 218V217H52ZM55 218V217H54ZM53 218V219H54ZM55 218V219H56ZM241 218V217H240ZM243 218V217H242ZM27 219V218H26ZM31 218H29V220H30ZM36 219V220H35ZM38 219V220H37ZM51 219V218H50ZM53 219L52 220H48V221H53ZM55 219H54V223H62V225L60 226V225H57L58 226V228L56 227L55 229H56V232H58L59 231V226L62 228V230H65V229H68V227H70V226H67L66 225V228L65 229H63L64 228V226L63 225H65V220L63 221V222H61V218H57L58 220H60V221H57L56 220V222H55ZM63 219V218H62ZM199 219V218H198ZM221 219V220H222ZM254 219V218H253ZM24 220V219H23ZM23 220H22V222H23ZM28 220V219H27ZM26 220V221H27ZM201 220V219H200ZM203 220H205V219H203ZM212 220V221H211ZM244 220V219H243ZM261 221V219L259 218L257 221L258 222H260ZM14 221H16V220H14ZM13 221V222H14ZM20 221H21V219H20ZM30 221H32V220H30ZM30 221H29V225L28 224H26V225H28V226H30V227H32L33 225V228H30V227H28V229H30V231H31V229L33 230L34 229V227L36 226L35 224L36 223H34V222H31V224H32V226H31V224H30ZM47 221V227L49 226V222ZM227 222H229L230 220H226ZM28 222V221H27ZM200 222V221H199ZM203 222V221H202ZM208 222V223H209ZM223 222V223H224ZM227 222H225L226 224H227ZM244 222V221H243ZM253 222V221H252ZM37 223V224H38ZM172 223H174V222H172ZM224 223V224H225ZM12 224H14V223H12ZM21 224H23V223H21ZM46 224V222H44V225ZM169 224V223H168ZM168 224L166 225V227L165 228H167L168 227ZM247 224V221H246V223H245V226H247L246 225ZM259 224H261V222L259 223ZM16 225V224H15ZM41 225V224H40ZM43 225V226H44ZM50 225H52L51 223H50ZM55 225V226H56ZM12 227H15V226H13V225H11ZM42 226V225H41ZM42 226V228H44ZM52 226H54V225H52ZM54 226V227H55ZM169 226H171L170 224H169ZM227 226H228V224H227ZM226 226V227H227ZM244 226V225H243ZM25 228H26V226H24ZM164 227H162L163 229H156L155 231H159V233L161 232V234H156L155 232L154 233H152V231H151V233H150V231L148 232L149 234H147L146 235V238H147V240H144V241H142L143 243H141L139 246H140V249H141V251H139L138 250V252H136V254H135V252L133 253L132 252V254L130 253L129 255L131 256L132 255V259L130 258V261H134V260H136L135 262H137V258H138V261L141 259V255L142 256H146L145 254H148L151 258H152V256H153V254L155 253V256H153V259H152V261H151V264H204V263H201L200 261H199V258L197 257V255L198 254H200L201 252L198 250V248L195 250V251H193L192 249H186V247L188 248V246H181V245H178L179 244V242H180V240H177L176 241V244L178 245V249H177V247L176 246H174L173 245V243H172V245L174 246V248H172L173 246H169V248H168V246H165L166 245V243H162L163 241H162V239H163V237L165 236L166 237V235H171V234H166L165 235V228ZM188 227H189V225H188ZM194 227L195 226H193V227H191V228H193L192 230H195V234L194 235H192L193 236V241L195 240L194 238H195V236L196 237H198V235H199V238H196V241H197V239H198V241L199 240H201V242L203 241L202 239L203 238H205V246H203V248H206V246H207V243H209V245H210V243L211 242H214V240L213 239H215V237L213 238V237H211V236H213V235H215V234H212L211 236H209V232L211 231V229L208 231V229H207V231H205L204 232V230H205V228L204 229H202L201 228V230H199L198 228H197V226H196V228L194 229ZM199 228H200V226H198ZM230 226H228V228H229ZM20 228H22V226L21 227H19V232H21L20 231ZM24 228V232H25V229ZM190 228V227H189ZM190 228V229H191ZM6 229V230H5ZM10 229V230H9ZM23 229V228H22ZM37 229V230H36ZM38 229L39 228H35V232H31L33 235L35 234V233H38L39 231H38ZM58 229V230H57ZM219 229V230H218ZM218 229H216V230H218V231H220V229H221V227H219ZM235 229V228H234ZM242 229H243V227H242ZM44 230H46V228L44 229ZM49 230V232L51 231V227H48L47 228V230L46 231H48ZM54 230V229H53ZM61 230V229H60ZM61 230V231H62ZM74 230V229H73ZM170 230H171V228H170ZM182 230V229H181ZM192 230L190 231H188L187 233H189V232H192ZM213 231L215 230V229H212ZM215 230V231H216ZM18 231V230H17ZM23 231V230H22ZM34 231V230H33ZM154 231V230H153ZM167 231H169V229L167 230ZM173 231H174V229H173ZM173 231H171V232H173ZM187 231V230H186ZM185 231V232H186ZM214 231V232H215ZM234 231V230H233ZM232 231V232H233ZM19 232H17L16 234H17V237H15L16 235H14L13 236V234H12V236L13 237H15L16 239H18L19 238V241H20V237H18V233ZM24 232H22L23 234H24ZM29 232V231H28ZM44 232V231H43ZM52 232V231H51ZM50 232V233H51ZM56 232L55 231H53L52 233L54 234L53 235V237H56ZM66 232H67V230H66ZM65 231L63 232L62 231V233H66ZM170 232V231H169ZM194 232V231H193ZM193 232H192V234H193ZM203 232V233H202ZM207 232V233H206ZM30 233V234H31ZM40 233H42V232H40ZM40 233H38V235L40 234ZM52 233L49 235V236H51L52 235ZM158 233V232H157ZM202 233V234H201ZM207 235H206V234ZM210 233H212V231L210 232ZM235 233H236V231H235ZM244 233V232H243ZM20 234V233H19ZM22 234V235H23ZM29 233H28V235H30ZM30 235V237H32L33 235ZM61 235V233H60V231L57 233V235ZM184 234H186V233H184ZM220 234V235H219ZM219 234L217 233V235L218 236H216L217 237V239H215V244L214 243H211V246H218L219 247V245H220V243H221V240L220 239H223L224 238V235H225V233L223 232L222 233V231H220L219 232ZM229 234H231V233H229ZM245 234V233H244ZM21 235V234H20ZM27 235V234H26ZM27 235V236H28ZM38 235H34L33 237H35V238H37V239H40V238H42V240H44V233L43 234H40L39 236ZM41 235H42V237H41ZM63 235V234H62ZM62 235H61V237H62ZM66 235H68L67 233H66ZM65 235V236H66ZM70 236H71V234H69ZM69 235H68V239L69 238H71V239H74L73 238V236H71V237H69ZM191 235V234H190ZM200 235H202V238L200 237ZM222 235V236H221ZM233 236V238H234V234H232ZM6 236V235H5ZM26 236V237H27ZM46 236V235H45ZM90 236V235H89ZM175 236V235H174ZM191 236V237H192ZM209 236V237H208ZM228 236H230V235H228ZM25 237V238H26ZM32 237V238H33ZM52 237V236H51ZM50 237V240L52 239ZM67 237V236H66ZM83 237V236H82ZM164 237V238H165ZM169 237V236H168ZM176 237V236H175ZM178 237V236H177ZM185 237H186V235H185ZM188 237V236H187ZM190 237V238H191ZM207 237V238H206ZM218 237L220 238V239H218ZM223 237V238H222ZM236 237V236H235ZM3 238H5V237H3ZM14 238V239H15ZM57 238V237H56ZM65 238V237H64ZM189 238V237H188ZM209 238V240H211L210 242L208 241V240H206V239H208ZM210 238H213V239H210ZM238 237H236V238H234V239H237ZM2 239V237L0 238V241H2V243H0V246L2 245H4V239L3 240H1ZM15 239V240H16ZM29 239V238H28ZM37 239H35L36 241H38V242H40V241H42V240H37ZM47 239H48V237H47ZM62 239V238H61ZM67 239V240H68ZM178 239V238H177ZM6 240H9V241H11L10 240V237L9 238H7ZM79 240V239H78ZM85 240V239H84ZM86 240H88L87 238H86ZM163 240H165V239H163ZM189 240V239H188ZM213 240V241H212ZM224 240V239H223ZM223 240H222V242H223ZM13 241V240H12ZM29 241V240H28ZM31 241H33V240H31ZM55 240H54V238L52 239V242L55 244V242H54ZM62 241V240H61ZM92 241H94L93 239L91 240V242ZM185 241V240H184ZM190 241H191V239H190ZM218 241L220 242V243H218ZM18 242V241H17ZM38 242H36L37 244H38ZM43 242V241H42ZM47 242V241H46ZM48 242H49V240H48ZM47 242V243H48ZM77 242V241H76ZM88 242H89V240H88ZM91 242H89V243H91ZM98 242H101V241H98ZM189 242V241H188ZM188 242H187V244H188ZM200 242V241H199ZM237 243L239 242V241H236ZM13 243V242H12ZM57 243V242H56ZM68 244H69V241L67 242ZM75 243V242H74ZM73 243V244H74ZM82 243V242H81ZM88 243V244H89ZM94 243V242H93ZM170 243V242H169ZM181 243H182V241H181ZM224 243V242H223ZM19 244V243H18ZM22 244V243H21ZM23 244H24V242H23ZM40 244V243H39ZM52 244V243H51ZM54 244H52L53 246H54ZM97 244V243H96ZM96 244H94V245H96ZM182 244H184V242L182 243ZM217 244H219V245H217ZM224 244H226V243H224ZM27 245V244H26ZM51 245V246H52ZM67 245V244H66ZM90 245V244H89ZM91 245H92V243H91ZM161 245H164L165 246V251H167L166 249L168 248V250L170 249V248H172L171 250H169V252H165V253H163V251H162V249H161ZM169 245V244H168ZM199 245V244H198ZM198 245H196L195 244V242L193 243V245H192V247H194V246H198ZM223 245V244H222ZM221 245V246H222ZM1 246V247H2ZM8 245H6V247H7ZM93 246V245H92ZM137 246H138V244H137ZM191 246V245H190ZM232 244H231V242H230V246L228 247V248H230V249H232V250H234V247L232 246ZM1 247H0V255H1V253L3 254L4 253V251H5V249H4V251H1L2 249H1ZM5 247V248H6ZM46 247V246H45ZM167 247V248H166ZM217 247V248H218ZM223 247V246H222ZM221 247V248H222ZM9 248V247H8ZM20 248H21V246H20ZM22 248H24V245L22 246ZM28 248H32V247H28ZM55 248H56V246H55ZM58 248V247H57ZM72 248H73V246H72ZM139 248V247H138ZM215 248V247H214ZM225 248V247H224ZM76 249V248H75ZM89 249V248H88ZM88 249H86V250H88ZM163 249V250H164ZM200 249V248H199ZM220 249V248H219ZM230 249H228V252L230 251ZM9 250H10V248H9ZM24 249H22V251H23ZM26 250V249H25ZM29 250H31V249H29ZM33 250H34V248H33ZM70 250V249H69ZM207 250V249H206ZM214 250V249H213ZM231 250V251H232ZM6 251H7V255L9 254V252H8V249H6ZM5 251V252H6ZM55 251V250H54ZM73 251H75V250H73ZM135 251V250H134ZM137 251V250H136ZM201 251H203V249L201 250ZM21 251H19V253H20ZM26 252V251H25ZM79 252V251H78ZM84 252V251H83ZM141 252V253H140ZM208 251H204V252H202V254H206ZM225 252V251H224ZM226 252H227V250H226ZM225 252V253H226ZM11 253V252H10ZM16 253V252H15ZM29 253H30V251H29ZM36 253H38L39 254V251H37ZM48 253V252H47ZM65 253V252H64ZM66 253H68V252H66ZM211 253V252H210ZM230 253V252H229ZM248 253V252H247ZM5 254V258H6V253H4ZM4 254H3V256H1V259L2 258H4ZM21 255L22 254H26V253H20ZM27 254H28V251H27ZM26 254V255H27ZM72 254V253H71ZM76 254V253H75ZM80 254V253H79ZM79 254H77V256L79 255ZM83 254V253H82ZM234 254H235V263L236 264H239V253H238V250L236 249V250H234ZM11 255V254H10ZM10 255H8V257L5 259V262H4V260L2 261L1 259V263L2 264H5V263H10L11 261V263L10 264H13V262L15 263L19 258H20V261H21V259H23V261H21V262H17L18 264H36L37 262H38V264H40V262L39 261H36V259H38V258H36V256H35V254L33 255V251L31 252V257H33V256H35L34 258H32L33 259V261L31 260V259H29V257H28V259H26L27 257L26 256H23L22 255V257H24V258H22V257H20L21 255H19L18 256V259L17 258H15V257H17V255H15V257H13L12 256V258H15V259H12L11 258V261L9 262L7 259L9 258V257H11ZM57 256H58V254H56ZM55 255V256H56ZM61 255V254H60ZM63 255V254H62ZM65 255V254H64ZM85 255V254H84ZM136 255V256H135ZM207 255H208V259L209 260H212L214 257H212V256H209V254L207 253ZM249 255V254H248ZM104 256V255H103ZM108 256H109V254H108ZM134 256V257H133ZM140 256V257H139ZM148 256V257H149ZM100 257V256H99ZM105 257V256H104ZM107 257V256H106ZM209 257H212V259L211 258H209ZM217 257H219V255H217ZM217 257H215V261H217V262H219V260H217V259H219V258H217ZM54 258V257H53ZM61 258V257H60ZM76 258V257H75ZM82 258V257H81ZM109 258V257H108ZM140 258V259H139ZM217 258V259H216ZM35 259V260H34ZM48 259V258H47ZM87 259V258H86ZM97 259V258H96ZM96 259H95V261H96ZM207 259V260H208ZM242 259V258H241ZM16 260V261H15ZM81 260V259H80ZM80 260H78V261H80ZM103 260V259H102ZM105 260V259H104ZM7 261V262H6ZM19 261V260H18ZM34 261H36V263L34 262ZM78 261H77V263H78ZM82 261V260H81ZM85 261V260H84ZM105 261H108V260H105ZM105 261H104V263H105ZM49 262V261H48ZM67 262V261H66ZM97 262V261H96ZM102 262V261H101ZM43 263V262H42ZM68 263V262H67ZM74 263V262H73ZM76 263V264H77ZM100 263V262H99ZM234 263V264H235ZM16 264V263H15ZM72 264V263H71ZM96 264V263H95ZM131 264H134V262L132 263L131 262Z\"/></svg>", "mask_w": 264, "mask_h": 264}, {"label": "flooded vegetation", "instance_id": "obj_3", "mask_svg": "<svg viewBox=\"0 0 264 264\" xmlns=\"http://www.w3.org/2000/svg\"><path fill=\"white\" fill-rule=\"evenodd\" d=\"M189 1V2H188ZM206 0H187V1H184L183 3H185V6H186V4H187V6L188 7H186L188 10L190 9L189 7H191V10L189 11V13H196L198 10H199V8H201V6L203 7L204 5H202L204 2H205ZM226 1H228V0H226ZM231 0H229L228 2H230ZM242 2V0H236V4H239V3H241ZM200 3V4H199ZM231 4H232V2H230ZM191 4V5H190ZM200 5V7H199V5ZM205 4V3H204ZM197 5H198V7H197ZM233 5V4H232ZM182 6H184V4H182ZM184 7H182L181 8V10H182V12L183 13H188V10H186L185 9V11H184ZM195 12H194V11ZM162 11H164L163 13H162ZM167 11V12H166ZM166 11L165 10H161L160 12H158L159 13V15H158V13L157 12H154V11H150V12H146V10L145 11H142L141 12V14H139L140 12H138V11H136L137 13H135V12H127L128 14H126V15H137L138 16V18L136 19V21L138 20V23H135V22H133L132 20L131 21H128V22H133L135 25H137L138 24V26L137 27H139L140 29H142V30H144V29H146L147 27H145V28H143V27H141V26H143V25H148L149 23H150V26L151 25H153L154 23V25H156L157 23H164L165 21H166V15L167 14H169L167 17H169V16H171L172 15V13L170 12L171 10H167L166 9ZM169 11V12H168ZM187 11V12H186ZM123 12V11H122ZM122 12H120L121 14H122ZM126 12H123V14H125ZM145 12V13H144ZM181 12V11H180ZM133 13V14H132ZM142 13H144L143 15H142ZM156 15H155V14ZM162 13V14H161ZM165 14V15H164ZM180 15L182 14V13H179ZM262 14H264V13H262ZM161 15V16H160ZM163 15V16H162ZM183 15V16H182ZM181 16L184 18L185 16V14H182ZM147 16V17H146ZM149 16H152V18L151 17H149ZM159 16V17H158ZM142 17V18H141ZM158 17V18H157ZM162 17V18H161ZM261 17H262V15H261ZM145 18V19H144ZM155 18V19H154ZM151 19V20H150ZM158 19V20H157ZM161 19V20H160ZM163 19V20H162ZM165 19V20H164ZM122 20H125L126 21V19H122ZM147 20V21H146ZM151 22H150V21ZM158 21V22H157ZM161 21H163V22H161ZM153 22V23H152ZM157 22V23H156ZM159 23V24H160ZM140 24V25H139ZM153 25V26H154ZM149 26V25H148ZM79 29H81L82 28V26H79L78 27ZM83 28H84V26H83ZM83 33V32H82ZM81 33V34H82ZM78 37H79V35H77Z\"/></svg>", "mask_w": 264, "mask_h": 264}]
</instances>
